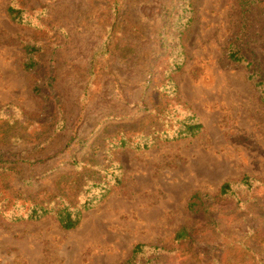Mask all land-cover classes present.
<instances>
[{
  "label": "rangeland",
  "instance_id": "1",
  "mask_svg": "<svg viewBox=\"0 0 264 264\" xmlns=\"http://www.w3.org/2000/svg\"><path fill=\"white\" fill-rule=\"evenodd\" d=\"M260 82L264 0H0V264H264Z\"/></svg>",
  "mask_w": 264,
  "mask_h": 264
},
{
  "label": "trees",
  "instance_id": "2",
  "mask_svg": "<svg viewBox=\"0 0 264 264\" xmlns=\"http://www.w3.org/2000/svg\"><path fill=\"white\" fill-rule=\"evenodd\" d=\"M10 16L13 21L16 23H23L22 21V15L20 10H16L13 8H10L9 10ZM35 50H29V52H34ZM229 58L234 62H246L247 59L242 56L239 52H232L229 54ZM252 64L249 63V66ZM33 67H35V64L33 62H29L26 65V69L30 70ZM256 74V73H255ZM256 75H253L252 78H256ZM264 83L260 82L259 85H263ZM201 125L199 124H191L188 123L184 126L185 130H181L178 132V135L175 136L173 139H179L181 137H187V136H195L198 131L201 129ZM121 145L124 147L128 145L127 140H122ZM145 148H149L148 144H145ZM249 179L243 180V183H249ZM231 186L229 184H225L221 189V194L228 195V193L231 191ZM200 200V195L195 194L192 197V201L189 203V209L192 213H197V205L198 201ZM92 207V203L86 202L82 205L83 210H88ZM82 209L81 210H73L71 207H62L58 208L57 210L46 206L45 204L41 202H34L29 206V208L25 211L24 216L22 218H16L18 220L27 219L28 221H38L48 215H55L61 228L64 230H72L77 227V225L80 223L81 216H82ZM193 231V227L189 228H182L179 232H177L175 236V241L182 242L184 240H187L191 237ZM142 250V246H137L134 250V253Z\"/></svg>",
  "mask_w": 264,
  "mask_h": 264
}]
</instances>
